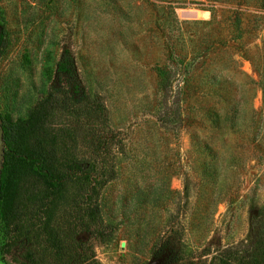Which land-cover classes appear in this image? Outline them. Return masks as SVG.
<instances>
[{
  "label": "rangeland",
  "instance_id": "obj_1",
  "mask_svg": "<svg viewBox=\"0 0 264 264\" xmlns=\"http://www.w3.org/2000/svg\"><path fill=\"white\" fill-rule=\"evenodd\" d=\"M50 95L63 159L89 151L69 131L80 103L106 107L112 233L90 239L95 264H264V0H0V114L22 149L20 121ZM4 180L2 218L20 237L0 229V264L82 263L57 233L71 189L51 200L16 160ZM41 202L43 220L26 211Z\"/></svg>",
  "mask_w": 264,
  "mask_h": 264
},
{
  "label": "trees",
  "instance_id": "obj_2",
  "mask_svg": "<svg viewBox=\"0 0 264 264\" xmlns=\"http://www.w3.org/2000/svg\"><path fill=\"white\" fill-rule=\"evenodd\" d=\"M71 67L70 58L64 56L58 63V72L66 71L68 75H71ZM171 85L172 81L166 80L165 82L164 80L165 87ZM96 99L92 105H89L90 102L80 103L81 126L75 131L72 128L69 129L72 137L79 141L77 144L88 148L89 151H79L78 154H72L65 159L59 158L57 153L65 147L64 140L68 138V132L65 128H56L53 122L45 118V115L51 114L55 102H59L55 97L52 95L47 97L31 112L28 120L20 121L22 128L29 131L32 139V144L28 149H22L18 141L21 126L10 124L0 114L5 140L0 185V229L4 231L7 242H12L10 246L17 241L20 234L19 236L12 234L8 220L2 218V203L4 178L11 171L13 160H16L27 164L39 179H43L51 200L65 193L68 187L71 189L68 216L65 217V224L59 228L57 233L66 234V242H63L65 249L68 245H72L75 250L80 251L79 255L83 261L80 264L96 263L95 259L90 260L93 258V251L89 241L92 238L107 240L111 236V230L104 226L101 220L99 197L104 186L115 177L112 145L110 144L113 137L111 139L108 134H105L109 131L106 129L108 127L106 107L101 99ZM71 100L72 103L67 96L61 101L64 103L63 107L68 108L78 103L73 98ZM45 107L46 110H42ZM28 208L26 211L30 210L36 217L39 216L41 220L45 219L48 210L45 203L41 202L39 205L35 204ZM2 223L4 227H1ZM46 228L48 232L49 227L46 226ZM88 252L90 255L87 254ZM64 253L67 254L66 250Z\"/></svg>",
  "mask_w": 264,
  "mask_h": 264
},
{
  "label": "water",
  "instance_id": "obj_3",
  "mask_svg": "<svg viewBox=\"0 0 264 264\" xmlns=\"http://www.w3.org/2000/svg\"><path fill=\"white\" fill-rule=\"evenodd\" d=\"M4 151H5L4 130L0 119V185H1Z\"/></svg>",
  "mask_w": 264,
  "mask_h": 264
},
{
  "label": "bare ground",
  "instance_id": "obj_4",
  "mask_svg": "<svg viewBox=\"0 0 264 264\" xmlns=\"http://www.w3.org/2000/svg\"><path fill=\"white\" fill-rule=\"evenodd\" d=\"M190 13H193V12L190 11ZM197 13H198V12H197Z\"/></svg>",
  "mask_w": 264,
  "mask_h": 264
}]
</instances>
